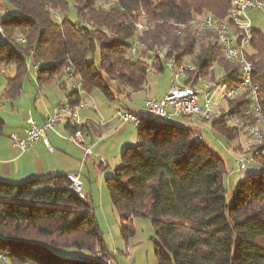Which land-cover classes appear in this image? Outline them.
Returning <instances> with one entry per match:
<instances>
[{"label": "trees", "instance_id": "1", "mask_svg": "<svg viewBox=\"0 0 264 264\" xmlns=\"http://www.w3.org/2000/svg\"><path fill=\"white\" fill-rule=\"evenodd\" d=\"M5 4L0 1V68L14 67V75L6 79L7 99L19 95L28 64L36 69L39 85L64 76L80 78L82 91L98 90L110 101L144 90L147 58L156 48L164 53L163 61L174 55L201 73L210 64L236 70L210 32L188 27L206 14L226 18L232 0ZM70 10L75 21L68 17ZM139 17L145 29L136 27ZM250 37L246 56L264 114V31L252 28ZM136 42L140 45L132 56ZM154 64H162V58ZM67 66L72 67L71 77ZM155 71L163 67L157 65ZM66 97L71 104L81 102L74 89ZM180 120L191 124L194 118ZM175 121L144 118L137 143L123 149L120 163L105 178L122 237L134 234V218H149L157 264H264V161L247 170L227 200L224 160L202 141L199 130ZM72 125L67 127L76 130ZM210 125L233 143L234 131L216 121ZM66 175L0 180V254L7 259L0 264H117L91 199L74 193Z\"/></svg>", "mask_w": 264, "mask_h": 264}, {"label": "built area", "instance_id": "2", "mask_svg": "<svg viewBox=\"0 0 264 264\" xmlns=\"http://www.w3.org/2000/svg\"><path fill=\"white\" fill-rule=\"evenodd\" d=\"M264 9V0H232L226 18L220 22H213L214 26L221 32L228 25H238L244 30V37L233 38L223 37L227 49L231 52L246 53L248 55L250 46L245 44V32L252 30L248 17L250 10L261 11ZM203 21H209L202 17ZM18 42L23 43L24 39L18 37ZM132 56L134 46L130 49ZM154 58H161L155 54L147 58V71H155V66L161 65L163 71L168 73V89L160 98L146 97L140 111L117 109L113 118L121 123L135 126L148 117L164 121H175L183 118H196L204 123L219 122L228 129L235 132L233 146L242 151L238 154L251 153V156L237 161L240 170H249L253 165H259L264 161V114L260 107L258 87L253 82L252 64H232L236 70L224 71L218 64H210L205 72H198L194 64H154ZM4 72V70H3ZM66 72L69 77L72 75V67L67 66ZM72 88L81 92V79L78 78ZM86 102L71 104L68 101L59 102L52 113L48 115L43 124L37 125L29 117L24 128L25 136L19 138L11 135V147L19 148L25 152L32 148V145L41 140L48 131H54L57 124L67 122L78 123V112L87 108ZM76 145H82L77 134L68 136ZM84 154L92 155L100 164H104L102 156L93 154L90 148L84 149ZM70 185L69 188L82 197V181L77 174L66 175ZM6 257L0 254V262H6Z\"/></svg>", "mask_w": 264, "mask_h": 264}, {"label": "crops", "instance_id": "3", "mask_svg": "<svg viewBox=\"0 0 264 264\" xmlns=\"http://www.w3.org/2000/svg\"><path fill=\"white\" fill-rule=\"evenodd\" d=\"M76 82L77 79H66L65 76L59 82L50 81L43 85H39L37 81V87L31 85L28 91L21 88L19 95L9 99L4 97L5 85L0 94V180L20 182L32 177L74 173L83 183L82 197L91 199L90 184L96 180L101 184V178L107 170H111L107 173L109 176L120 163L123 149L132 144L130 141L137 136V128L134 131L131 124L118 122L113 114L117 109L137 110L122 101L124 96L110 101L98 90L87 93L81 89L79 92L81 102H86L88 107L79 110L78 123L72 125L77 127L76 130L68 128L67 122H61L55 126L54 131H48L27 151L22 152L19 148L11 147V135L19 138L25 136L27 118L31 117L37 125L43 124L57 103L68 101L66 96ZM144 91V99L150 97L148 89ZM152 98L160 99L161 96ZM26 99L28 102H25ZM4 103H9L10 113ZM21 105L23 110L14 108H20ZM7 116L12 117L17 126L3 134ZM133 132L135 135H132ZM73 134L78 135L82 145H76L68 139ZM85 148H90L93 154L104 157V164H100L92 155L86 156Z\"/></svg>", "mask_w": 264, "mask_h": 264}, {"label": "rangeland", "instance_id": "4", "mask_svg": "<svg viewBox=\"0 0 264 264\" xmlns=\"http://www.w3.org/2000/svg\"><path fill=\"white\" fill-rule=\"evenodd\" d=\"M0 1L1 6L5 7V0ZM5 16L6 15L3 14V17ZM68 17L70 20L75 21V13L73 10L69 11ZM248 17L252 28L264 31V9L261 11L250 10L248 12ZM35 72L36 69L32 67L31 64H28V73L23 78L22 90H30L31 85L37 87L38 83L37 79L35 78ZM13 75V66H1L0 94L3 92V89L6 85V79L12 77ZM168 86L167 72H158L152 70L147 73V82L144 90L148 89L150 97H162V95L166 93ZM144 90L133 93L130 95V97H123L122 101L131 108L139 111L142 109V101L146 95ZM25 102H28V100L26 99ZM4 104L6 106V110L10 113L9 103ZM14 108L23 110V105H21L20 108L19 106H15ZM1 112L2 111L0 109V115ZM175 122L183 126H190L192 128H196V130H199L202 141L222 157L227 169V175L224 176L223 182L227 186L226 198L229 200L236 184L243 180L246 173L248 172L246 170H240L237 166V161L251 156V153L247 152L243 156L242 154H238V152L233 151V143H228L225 139L219 136L213 130L210 124L204 123L196 118H194L191 124H188L184 120H178ZM16 126V122L13 120V118L7 116L3 127V134L6 133L7 130L14 129ZM133 130H136L135 126H133ZM132 135H135V133L133 132ZM130 142H132L130 145H135L137 143V136L135 135L133 140ZM108 171L111 170H107L105 176L101 178V184L98 183V180L90 184L92 188L91 205L105 243L108 249L113 252L114 262L117 264H157L153 245L155 234L151 220L149 218H134L132 222L134 234L127 239L122 237L120 232L119 214L111 204L109 192L105 185V178L108 175ZM103 172H105V170H103Z\"/></svg>", "mask_w": 264, "mask_h": 264}, {"label": "bare ground", "instance_id": "5", "mask_svg": "<svg viewBox=\"0 0 264 264\" xmlns=\"http://www.w3.org/2000/svg\"><path fill=\"white\" fill-rule=\"evenodd\" d=\"M202 17H206L209 19V21H203L202 22ZM220 22L221 19L218 17H215L211 14H206L204 16L201 17H196L195 19H193L192 21L189 22V29L190 30H199V31H207L211 33V39H213V41L221 48L223 56L231 61L234 62L236 64H252L249 59L246 56V53H238V52H231L227 49V45L225 40H223V37H233V38H242L244 37V30L242 27L238 26V25H228L226 28H223V30H221V32L216 28V26H214L213 22ZM136 27L138 29H145L146 28V24L143 22V20H137L136 23ZM250 30H247L245 32V44L246 46H249L250 43ZM140 45L136 42V44H134V51L136 49V46ZM139 47V46H138ZM137 47V48H138ZM165 50V49H163ZM155 54L159 55L162 59H164V53L157 49L154 50L150 57H154ZM167 58V57H166ZM165 58V59H166ZM157 60V58H154V62ZM165 62H168V64H180L176 58V56L172 55L170 58L166 59ZM183 64H190L188 62L183 61Z\"/></svg>", "mask_w": 264, "mask_h": 264}]
</instances>
